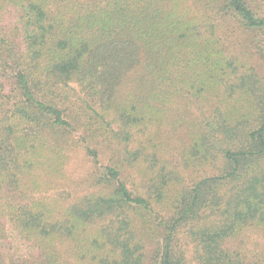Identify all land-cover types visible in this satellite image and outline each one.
I'll list each match as a JSON object with an SVG mask.
<instances>
[{
  "label": "trees",
  "instance_id": "16d2710c",
  "mask_svg": "<svg viewBox=\"0 0 264 264\" xmlns=\"http://www.w3.org/2000/svg\"><path fill=\"white\" fill-rule=\"evenodd\" d=\"M247 231L264 0H0V264H264Z\"/></svg>",
  "mask_w": 264,
  "mask_h": 264
},
{
  "label": "rangeland",
  "instance_id": "374dc122",
  "mask_svg": "<svg viewBox=\"0 0 264 264\" xmlns=\"http://www.w3.org/2000/svg\"><path fill=\"white\" fill-rule=\"evenodd\" d=\"M90 158L87 156L85 151L81 148H76L70 150L69 159L66 164V172L67 177L70 178L69 181L66 180L67 183H90L88 179L89 171L91 168ZM191 184V183H185ZM178 186V184H174L173 187ZM240 244L244 246L247 250L253 253H264V235L261 233H257L256 231H247L245 235L241 236ZM179 241L177 244L181 248V251L184 253L186 257L189 256L190 250L192 249L191 244H187L181 235H179ZM237 246L236 242L231 241ZM5 243V241H4ZM5 250L4 253H7V245L4 244ZM70 264H81L79 262H72L70 260ZM147 264H150L149 262Z\"/></svg>",
  "mask_w": 264,
  "mask_h": 264
}]
</instances>
